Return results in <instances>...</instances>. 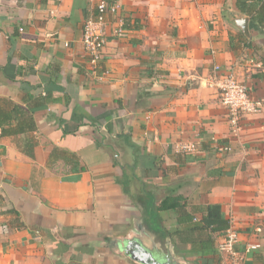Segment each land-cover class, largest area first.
<instances>
[{"label": "crops", "instance_id": "obj_1", "mask_svg": "<svg viewBox=\"0 0 264 264\" xmlns=\"http://www.w3.org/2000/svg\"><path fill=\"white\" fill-rule=\"evenodd\" d=\"M101 1L118 4L125 32L106 16L94 69L83 27ZM242 16L235 0H0V99L31 107L38 126L33 159L0 129V264H140L128 242L167 264H216L180 234L211 205L243 264H264V32L249 18L247 38ZM216 67L263 102L237 135ZM53 148L86 170L50 164ZM166 200L182 208L163 211Z\"/></svg>", "mask_w": 264, "mask_h": 264}, {"label": "trees", "instance_id": "obj_2", "mask_svg": "<svg viewBox=\"0 0 264 264\" xmlns=\"http://www.w3.org/2000/svg\"><path fill=\"white\" fill-rule=\"evenodd\" d=\"M239 12L250 18L251 23L264 32V0H235ZM240 41L246 47L251 48L253 41L246 39L242 34ZM31 107L28 109L14 104L8 99H0V129L2 137L19 138V149L28 157L34 158V151L38 145L35 134L38 126ZM63 159L70 166L71 172H84L86 169L81 165L80 158L67 150L53 148L51 151L50 164L53 161ZM163 211L182 208L179 200H169L163 202L160 207ZM190 226L180 232L183 236H188L192 242V249L201 251L207 256H211L216 264H221L219 245L215 248L217 238L225 236L230 229V222L223 218L221 207L211 205L205 208L203 219L200 222H193V217H189ZM205 236V238H203ZM200 240L199 244H194L193 238ZM199 246V247H198Z\"/></svg>", "mask_w": 264, "mask_h": 264}, {"label": "built area", "instance_id": "obj_3", "mask_svg": "<svg viewBox=\"0 0 264 264\" xmlns=\"http://www.w3.org/2000/svg\"><path fill=\"white\" fill-rule=\"evenodd\" d=\"M119 6L116 3L101 1L96 10V15L85 22L83 27V45L89 57V62L94 69L97 68L101 60L102 53L107 41V21L106 16L118 17ZM118 24L115 34L118 37L124 35V20L118 17ZM216 76L213 80L214 87L218 91L221 104L228 112V121L231 132L237 135L242 129L244 117L251 114H258L263 109V102L254 99L247 85L240 82L232 72L225 71L221 67H216ZM178 149L184 153L196 152L194 143L181 144ZM218 151L228 152V146L219 145ZM239 236L236 231L229 229L219 245V252L228 258L229 264H243L244 255L236 249ZM261 246L258 244L247 246L245 253L256 251Z\"/></svg>", "mask_w": 264, "mask_h": 264}, {"label": "water", "instance_id": "obj_4", "mask_svg": "<svg viewBox=\"0 0 264 264\" xmlns=\"http://www.w3.org/2000/svg\"><path fill=\"white\" fill-rule=\"evenodd\" d=\"M240 30L244 33V35L247 38H250V32H249V17L248 16H242L236 24ZM132 243L128 242V245L126 247V253L129 255V257H131L134 261H138L140 264H149L147 263L146 259H150L152 264H163L159 259H157V257L154 256V254L150 251H148L143 245L138 244V249L139 251H135L137 252L136 255H139L142 259L141 260H137V258L134 257V252L132 250Z\"/></svg>", "mask_w": 264, "mask_h": 264}, {"label": "flooded vegetation", "instance_id": "obj_5", "mask_svg": "<svg viewBox=\"0 0 264 264\" xmlns=\"http://www.w3.org/2000/svg\"><path fill=\"white\" fill-rule=\"evenodd\" d=\"M137 246H138V245H137ZM134 247H136V246L131 247V248H132L131 252H132V251L134 252V257L137 258V260H141L142 258H141L139 255H136L137 252H135V250H134L135 248H134ZM154 256H155V255H154ZM155 257H157V259H159L163 264H167L166 262L163 261V259H162L161 257H158V256H155ZM146 261H147V263L152 264L151 261H150V259H146ZM136 262H138V261H136ZM138 263H139V262H138ZM168 264H172V263L169 261Z\"/></svg>", "mask_w": 264, "mask_h": 264}, {"label": "rangeland", "instance_id": "obj_6", "mask_svg": "<svg viewBox=\"0 0 264 264\" xmlns=\"http://www.w3.org/2000/svg\"><path fill=\"white\" fill-rule=\"evenodd\" d=\"M193 261V260H192Z\"/></svg>", "mask_w": 264, "mask_h": 264}]
</instances>
